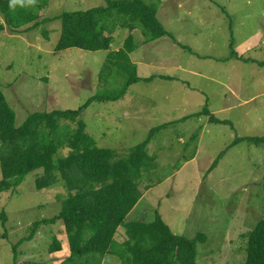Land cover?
Returning <instances> with one entry per match:
<instances>
[{
	"label": "rangeland",
	"instance_id": "1",
	"mask_svg": "<svg viewBox=\"0 0 264 264\" xmlns=\"http://www.w3.org/2000/svg\"><path fill=\"white\" fill-rule=\"evenodd\" d=\"M145 1L157 4V18L174 39L146 41L141 29L131 31L114 18L110 51L57 52L58 17L107 7L105 0H50L41 16L57 19L19 34L0 16V89L21 127L33 113L77 110L139 77L120 101L95 102L82 116L97 146L120 158L150 140V160L138 180L143 199L126 222H151L159 213L174 234L207 237L197 245V264H242L248 237L264 220V141L244 140L264 137V0ZM130 35L136 49L126 69L114 58L108 63ZM62 125V133L77 126ZM57 143L55 161L69 153L66 142ZM42 175L34 171L2 194L0 233L6 236L0 240V264H61L70 255L61 221L42 226L33 240L19 245L35 222L60 212L69 194L59 176L54 186L38 190ZM55 238L62 251L51 254ZM126 238L121 227L117 242ZM103 264L122 261L109 255Z\"/></svg>",
	"mask_w": 264,
	"mask_h": 264
},
{
	"label": "trees",
	"instance_id": "2",
	"mask_svg": "<svg viewBox=\"0 0 264 264\" xmlns=\"http://www.w3.org/2000/svg\"><path fill=\"white\" fill-rule=\"evenodd\" d=\"M105 1L107 7L66 12L58 17L62 21V34L57 52L69 49L110 51L114 43V18L122 19L123 25H128L131 31L141 29L146 41L166 36L174 39L157 18V4H148L145 0ZM49 3L50 0H0V16L17 34L35 30L57 19L42 18L41 12ZM134 42V36L130 35L123 49L108 55V63L113 58L121 68L125 67V62L130 63V54L136 49ZM132 78L119 90L93 96L77 110L33 113L21 127L16 126V113L0 89V203L3 193L15 190L26 176L37 170L43 171L37 180L38 190L54 186L58 176L69 190L60 212L35 222L30 236L19 245L33 240L42 226L61 221L70 248L69 257L61 264H103L109 255L118 257L122 264H197V245L207 241L205 235L200 234L195 239L176 235L159 213L151 222L140 219L126 222L143 199L138 180L150 160V140L135 147L129 157L120 158L113 150L99 148L86 132L83 113L95 102L120 101L130 86L140 81L139 77ZM202 114L210 117L208 110ZM213 120L210 117V121ZM62 122L74 123L76 129L62 133ZM166 126L152 130L151 136ZM42 129L46 134L43 140ZM54 136L55 139H49ZM244 140L258 143L264 141V137ZM57 142H66L69 153L55 161L60 148ZM1 219L7 223L5 212L1 213ZM121 227L126 230L127 238L119 243L116 236ZM5 236L0 233V240ZM61 251L62 242L55 238L49 253ZM242 264H264V220L250 233L247 259Z\"/></svg>",
	"mask_w": 264,
	"mask_h": 264
}]
</instances>
